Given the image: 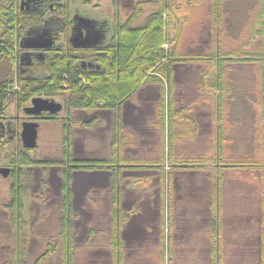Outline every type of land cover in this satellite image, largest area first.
<instances>
[{"label": "trees", "instance_id": "obj_1", "mask_svg": "<svg viewBox=\"0 0 264 264\" xmlns=\"http://www.w3.org/2000/svg\"><path fill=\"white\" fill-rule=\"evenodd\" d=\"M150 1L152 0L137 2L132 14L124 22L118 19L117 16L113 19L114 27L110 38V53L100 56L102 58L99 61V69H83L79 62L80 58L73 53H50L43 63H38V68H33L36 75L32 78H25L17 74L15 67L20 58V52H22L20 47L27 39L39 38L42 41H49V37L45 35L49 20H42L43 17H46L49 9H46L42 14H38L40 15L39 18L32 19L20 12L19 0H0V115H5L10 100L27 102L33 96L49 97L59 95L62 92L61 86L63 84L66 85L69 92V98L64 99L67 110H108L118 115L121 106L133 97L142 85H159L160 99L156 126L159 129L162 141L164 142L166 139V159H171L172 144L178 140L190 137L187 133L188 129L190 130L189 123L176 115L178 110L173 96L175 91L173 65L202 64L203 67L199 71L203 79L201 86L204 85L206 89L217 92V94H211V100L213 107H215V115L218 118L223 114L224 108L222 106L229 95L228 65L251 62L252 58H249L244 53L245 45H243L242 41L232 49L223 48V36L226 34L224 33L225 14L222 6L225 0H210L208 15L213 40H211L208 51L198 55L181 54L178 51L184 21L178 25V29L172 38V45L168 46L166 50L163 49L164 45H166L165 42L170 40L171 32L168 29L170 16L182 7L180 0H153V2H159L157 8L153 9L141 23L136 24L141 14L142 5ZM193 1L195 0H186V3L190 5V9L199 8V6L192 3ZM113 2L116 4V0H113ZM35 3H37V0ZM68 17L69 13L67 11L65 19L67 20ZM30 23H33L36 27L29 29ZM262 25L264 26V23ZM21 55L22 60L26 58L22 53ZM236 55L241 56L236 57ZM262 55H264V50ZM2 64H5V66L2 67ZM250 64L255 65L254 62ZM15 86L21 89L18 95H16ZM116 129V139L120 140L117 143L118 149L125 141V138L122 136L123 129L120 126H117ZM216 129L218 134H220L218 135L220 138L217 139L214 146L217 151L211 157L215 159V161L212 159L213 165L215 168L217 166L224 168L240 167V164L234 165L233 163L236 161L230 160L231 158L225 156V153L220 156V151L222 150L223 152L221 146L225 143V141H222L224 128L218 125ZM62 145L64 164L67 165V169L63 172L62 177L61 217L57 236L60 242V264H74L69 176L71 166L69 164L75 163L74 168L82 170L111 169V172L115 165L107 161H74L70 155L69 135H63ZM164 156L163 152L162 159H164ZM189 163L185 164L182 162L180 165L187 166ZM41 164L47 163L38 159L35 155V150L24 149L19 138L12 142L0 141V167L10 168V180L12 181L9 189L10 201L7 206L10 210L9 219L12 225V231L9 236L11 249L10 259L4 264H28L27 245L29 236L25 221L21 217L22 189L19 181L22 174L18 171ZM218 181L217 178L215 180L217 184H214L217 189L213 199L216 200L214 202L212 200L211 215L212 219L214 218L210 222L212 230H216L219 227L218 218L216 219L218 212L215 209L218 208L216 205L220 187V182ZM168 191L171 193L170 187H168ZM110 194L112 207L117 206L119 189L116 184H112ZM171 210V203L169 202L167 203V221L169 223L172 222L169 217ZM112 214L108 245L113 249L115 248L116 251L112 253L111 263L124 264V250L120 236L123 220L119 208L114 210ZM170 230L171 226L168 225V231ZM160 242L161 249L158 253L160 262L163 263L167 256V264H172L171 236L165 235L164 238V235H162ZM53 250L54 246L48 244L47 249L35 260L34 264L43 261Z\"/></svg>", "mask_w": 264, "mask_h": 264}, {"label": "rangeland", "instance_id": "obj_2", "mask_svg": "<svg viewBox=\"0 0 264 264\" xmlns=\"http://www.w3.org/2000/svg\"><path fill=\"white\" fill-rule=\"evenodd\" d=\"M90 1L92 2L91 7L95 9V11H90V16L92 17H100L102 14H104L103 12H99L96 6L99 8L101 7V9L104 10L107 9V12L106 10L105 12L110 15V17L116 10V8H114V2L112 0ZM135 1L136 0H134V2ZM180 1L182 7L179 8L175 14L170 16V24L168 26V29L171 32L170 40L165 42L166 45H164L163 49L166 50L168 46L172 45L173 35L178 29V25L180 24V22L184 21L181 30V38L179 41L178 51L181 54H204L208 51L211 40H213L210 31V18L208 15L210 0L193 1L192 3L199 6V8L197 7L196 9H190V5L186 3V0ZM254 1L255 0H242L241 4L237 6V0H225L222 6L223 12L225 14L224 33L226 34L223 36V48L232 49L242 41L243 45H245L243 49L244 53H246L249 58L255 59L251 61L254 62L255 65L250 64L251 62L228 65V68L232 72L228 73L227 77L230 82V91L228 97L229 103H227L226 107L223 109V114L221 115V118H223V122L229 120V118L233 119L234 117L235 102L239 99L237 90H241L242 92H244V95L251 96V87L249 84L250 78H241L246 81V86L236 87L235 82L240 77L238 78V73L235 72L250 71L255 68L260 70L264 69V55L260 56V61H257V59L254 57L257 53L264 50V39L262 38L263 35H258V29L261 26L257 25L256 23L253 24V13L252 17H250V12L252 10L256 11V9L252 7ZM158 4L159 2H153L152 0L145 5H142L141 14L136 24L141 23L145 19V17L153 11V9L157 8ZM257 6H259V3L257 4ZM96 10L98 11V13H95L97 12ZM120 17L122 16L120 15ZM259 19L262 20V17L259 16ZM259 32L261 31L259 30ZM237 56L241 55H236V57ZM4 66L5 64H2V67ZM202 67V64L199 63L173 65V82L175 89V91L173 92V96L175 98L176 107H179L182 110H188L186 108L189 107L191 108L190 110L195 109L193 108L194 106L202 105V102L204 101L205 107H208L210 105L213 122L212 133L214 134L215 127L219 123V121L216 119L217 117L215 115V107H213L211 100V93L214 92L207 90L204 85L201 86L203 84V79L199 71ZM154 95L155 97H149ZM159 98L160 97L158 96L157 92L156 94H150V92H147V94L136 93L129 100H131V102L137 103L139 106H143L147 102L157 101L156 103H159ZM245 108L246 109H240L238 112L249 114L250 109L247 107ZM129 110L126 109L125 112H127V114H124V108L122 112L121 106L118 115L115 114L113 119V131L115 132V134L117 132V126H120L124 131L122 133V136H124L125 138V144L123 147H127L128 145H130L138 149L139 146L138 156L147 160H151L153 158H156V155L158 154V151L162 146V151H165L164 163L170 165L171 160L166 159V139L164 140V142L162 141L161 134L158 127L156 126L157 115L154 119L151 118L150 116L152 109L150 108H143L140 112L139 110H134V112H132L130 108ZM14 111V100H10L8 102L6 112L12 114L14 113ZM156 112L158 114V108H156ZM193 114H195V112ZM123 117H126L127 119L123 120ZM249 119L250 118L247 117L246 120L249 121ZM96 123L97 125L93 124L92 129H90V126L88 124H86L87 126L85 124L81 125V123L77 122L74 124V126L76 125V128L78 127L80 129H90V133L86 134L85 137L86 144L89 143L86 150L87 152L85 154L83 153V155H85V157L89 159L94 157H101L106 154V152L108 151V144L112 133L111 124L108 121L107 117H98L95 124ZM242 130L246 133L237 134L236 136L229 135L230 137H232V140H227L221 147L226 153L225 156L230 155V160L236 161L235 163H233L234 165H241L240 167L234 168H236L237 170H242L241 172L244 175H250L251 166H253L254 164L253 162L264 163V158L252 157V150L260 148V141L251 140L250 134L248 133L249 125L245 126V128H241V131ZM57 134L58 135L52 137H44L40 134L37 137V151L35 152V155L38 158H40L41 160H46V158H52V156H55L58 160L61 159L63 153V135L59 132V130ZM145 140L148 143L146 144V146L144 143ZM118 142H120L119 139L116 140V143ZM212 143L214 146V143H216V141L212 140ZM212 159L213 158H211V161ZM213 161H215V159H213ZM139 163V161L131 162V164L133 165H148L145 163ZM197 163L198 161L196 160L193 165H196ZM199 163L202 162L199 161ZM122 164H120V170L123 169ZM234 168H232L231 170H234ZM45 171L43 174H40L38 179H35L34 174L30 173L28 179H26L28 180V188L21 196L23 206L22 218L25 221L29 236L27 245L28 264H34L35 260L47 249L48 244L54 246V250L51 254H49V256H47L38 264H60L61 259L60 242L57 236L59 232V219L61 217L60 196L59 194L55 193L52 188H50L51 185L47 183L48 169ZM72 175L71 187L75 188L74 203L73 206H71L74 264H112V253L116 251V249H113L108 245L111 216L113 215L112 212L119 208L120 215L123 220L125 219L124 215L126 216L125 210H123L121 204L111 207L112 205L110 204V187L103 186L104 184L101 179L90 177L89 175H85L79 171ZM61 176L63 177V172L61 171V169H57L56 177L61 180ZM244 182L250 183L249 179H246V177H244L243 179V183ZM230 183L231 182H228V184ZM198 184H201V182H198ZM10 185L11 180L9 178L0 181V264L8 262V260L10 259L11 243L9 240V236L12 231V225L9 219L10 210L7 207L10 201ZM230 186L236 185L230 184ZM230 186H228V189ZM187 190L188 189L184 188L183 191L186 192ZM172 191L170 189L171 195L168 192V195L166 194L164 198L162 206L163 214L161 216V231L162 235H164V238L165 235H170L172 240L174 239L173 241L176 240L178 243H181L182 240L178 236L179 234H175V236L173 237L174 233H182L184 229H189L190 231L203 229L205 230L209 228V226L207 220L202 219V216H204L205 213L204 211H202L203 202L201 198H198V196H195L194 198H186V196L184 195L181 203H178L174 201L175 197L173 196L174 193ZM79 192L86 193V199L82 200V198H80V196L78 195ZM97 194L99 198L97 197ZM169 202H171L172 209L169 213V217L172 221L171 223L167 221V203ZM184 205L188 209V212H186V214L181 211V209L183 210L185 208ZM150 213L151 212L149 211L147 217ZM246 218L239 223L232 224L236 225L237 228L260 227L259 221H251L250 218ZM148 220L149 221L147 222V224L149 223L151 230H149V237H145L143 239L144 249H146L147 252H138L139 246L131 243L133 240H130L129 243L128 238H125L127 240H125V242L123 243V253L125 259L124 264H167V256L165 257L163 263H161L160 259L158 258V243L160 242V240L158 239V234L154 235L155 223H150V218H148ZM125 223L127 222H124L123 220L121 229L123 226H125ZM222 223V227L231 226V223L227 221L220 222V225ZM168 225L171 226V232L168 231ZM128 233L129 236H137V233H135L134 229L128 231ZM227 255L230 256L231 254ZM204 257H206V254L203 253L175 252L173 253L171 262L172 264H202ZM239 257L241 261L243 260L250 262L253 259L252 255L249 253L242 254V259L240 255Z\"/></svg>", "mask_w": 264, "mask_h": 264}, {"label": "crops", "instance_id": "obj_3", "mask_svg": "<svg viewBox=\"0 0 264 264\" xmlns=\"http://www.w3.org/2000/svg\"><path fill=\"white\" fill-rule=\"evenodd\" d=\"M241 1L242 0H237V6L241 4ZM258 3L259 6H257ZM252 7L256 9L257 12L252 10L250 12V17H252L253 13L252 22L253 24L256 23L261 26L258 29V35H263L262 38L264 39V26L262 25L264 23V0H255ZM259 16L262 17V20L259 19ZM259 30L261 32H259ZM262 54L263 51L254 56L257 61H259ZM252 60L255 59L253 58ZM231 72L232 71L229 69L228 73ZM235 73H238V78L240 77L235 82L236 87L246 86V81L241 78H250L251 96L244 95V92L237 90L239 99L235 102L233 119L229 118V120L223 122V118H216L219 121L217 125L224 128L222 141L226 142L227 140H232V137L229 135L236 136L237 134L246 133L243 130L241 131V128H245V126L249 125L248 133L250 134L251 140L260 141L261 144L259 149L252 150V157L264 158V69L260 70L255 68L250 71H238ZM229 84L230 82L228 81V88H230ZM207 90L212 91L211 89ZM147 92H150V94H156L157 92L160 97L159 85H143L138 89L137 94H147ZM214 93L217 94V92ZM149 97H155V95ZM156 102L157 101L147 102L143 106H139L137 103L128 100L122 105V112L123 108L124 114H127L125 110H129V108L132 112H134V110H139L140 112L143 108H150L152 109L150 117L154 119L157 115L156 108H158L159 104ZM204 102H202V105L194 106L193 108L195 109H192L194 111L190 110V107L186 108L188 110H182L177 107V117L185 119L190 125V130L188 129L187 132L190 137L188 139L178 140L172 144L170 165L164 163V159H162V146L156 158L151 160L138 156L139 146L138 149L130 145L123 147L125 142H123L121 147L116 151L117 139L113 131L115 113L110 111L108 114V121L111 124L112 133L108 144V151L104 156L94 157L89 160L111 162L115 167L112 168V172L111 169H102L91 172L82 171V173L97 179L103 178L105 180L103 186H109L110 192L112 184L118 186V204H121L123 210H125L126 216L124 215L125 219L123 220L127 222L120 231L123 248V243L127 240L125 238H128L129 243L130 240H133L131 243L139 246L138 252H147V250L144 249L143 239L149 237V230H151L149 223L147 224L149 221L148 218H150V223H155L154 235L158 234V239L160 240L162 236V206L165 195H168L169 192L167 189L170 187L171 191L173 190L172 192L174 193V201L178 203H181L184 195L186 198H194L195 196L201 198L203 202L202 211L205 213L202 219H206L209 226V228L205 230L190 231L189 229H184L182 233H174L173 237L175 234H179L178 236L181 238L182 242L178 243L176 240H172L171 251L173 253L186 252L206 254L202 264H264V163L253 162L254 164L251 166L250 175H244L241 172L242 170H237L236 168H234V170L221 166L215 168L212 164L211 157L217 150L214 149L215 145L213 146L212 140L217 141V139L220 138V136H218L220 134L217 132L216 123L215 133H212L213 122L211 106L205 107ZM227 103H229L228 98L222 107L225 108ZM245 107L250 109L249 114L238 112L240 109H246ZM194 112L195 114H193ZM247 117L250 118L249 121L246 120ZM125 119L127 118L123 117V120ZM94 125H97V123ZM81 141V147L86 151L89 143L86 144L85 138ZM144 143L145 146L148 144L146 140ZM222 153H225L224 150L223 152L222 150L220 151V156ZM87 159L82 158L80 160L86 161ZM196 160L198 163L193 165ZM135 161L148 165L131 164V162ZM199 161L202 163H199ZM182 162L185 164L187 162L190 163L184 166L180 165ZM120 164H122L123 167L121 170L120 167H117L120 166ZM244 177L249 179L250 183H243ZM217 178L219 180L218 182H220V187L218 200L216 201L217 204L215 202L218 208L215 209L218 212L216 219L218 218L219 227L216 230H212L210 222L214 218L212 219L211 209L212 200L213 202L216 200L213 199V197L217 189L216 186H214V184H217V182H215ZM198 182H201V184H198ZM228 182L236 186H230ZM228 186H230L229 189ZM184 188L188 190L185 192L183 191ZM97 197L99 198L98 194ZM80 198H82V200L86 199V193L82 192ZM110 204L112 205L111 194ZM149 211L151 213L147 217ZM181 211L186 214L188 209L185 207L183 210L181 209ZM245 218H250L251 221H259L260 227L237 228L236 225L232 224L239 223L245 220ZM222 221L231 223V226L222 227L223 223L220 225ZM132 229L135 230L137 236H129L128 231ZM158 244L160 246H158L160 251L161 242ZM246 253L252 255L253 259L250 262L240 260L239 255L242 259V254ZM227 254L231 255L228 256Z\"/></svg>", "mask_w": 264, "mask_h": 264}, {"label": "flooded vegetation", "instance_id": "obj_4", "mask_svg": "<svg viewBox=\"0 0 264 264\" xmlns=\"http://www.w3.org/2000/svg\"><path fill=\"white\" fill-rule=\"evenodd\" d=\"M35 1L36 0H19L20 12L28 18L35 19L39 18L40 15L38 14H42L46 9H49V12L46 13V17H43L42 19L43 21L49 20V26H46L47 32L45 33V35L49 37V41H42L37 38L34 39L33 42L28 44L23 42L21 45L20 48L22 52H20V58L15 67L17 74L21 77L24 76L25 78L34 77L36 74L34 73L35 69L33 68H38V63H43L50 53H73L80 58L79 62L83 69H99V61L102 58H100V56H103V54L105 56L110 53V38L114 27L113 19L117 16L121 21H126L132 14L137 2L144 0H136L135 2L134 0H116V4H114V8H116V10L112 13L113 15L111 17L106 13L107 9H105V12L104 9L97 6L96 8H98L99 12H103L104 14L100 17L90 16V11H95V9L91 7L92 2L90 0H37V3H35ZM67 11L69 13V17L66 20L65 16ZM95 13H98V11ZM119 14L122 17H120ZM34 27L36 26H34L33 23H30L29 29ZM46 43H49V45L34 47L36 45H44ZM21 53L26 56L23 60L21 59ZM15 89L16 95H18L21 89L19 87L17 88V86H15ZM61 89L62 92L59 95H52L49 97L33 96L29 98L27 102L14 101V113L10 114L9 112H5V115H0V141L12 142L18 138L20 139L21 125L25 122H34L38 124V136L41 134L44 137H52L58 135V130L62 135H69L71 158L74 161H81L80 159L82 158L87 159L85 155H83V153L85 154L87 151L82 149L81 140L86 137V134L90 133V129H92V126L95 124L98 117L104 116L108 118L110 111L77 109L67 110L64 99L69 98V92L65 84L61 86ZM33 98L53 100L61 106V110L54 114L48 112H41L38 115L28 114L26 110L31 107ZM76 122L81 123V125L88 124L90 129L83 127V129L78 127L76 128V125L74 126ZM36 148L37 146L33 149L35 152L37 151ZM38 159L47 164L27 167L18 171L22 174L19 181L22 194L28 188V180L26 179H28L30 173L34 174L35 179H38L40 174H43L44 171L48 169L47 183L52 186H50V188H52L55 193L61 196L62 176L61 180L58 179L56 177V171L57 169H61V171L64 172L67 169V165L64 164V154L62 153V157L59 160L55 156H52V158H46V160H41L40 158ZM86 161L90 162L92 160H89L88 158ZM69 166H71L69 176L71 206H73L75 188L71 187L72 174H75L78 171L82 173V171L91 172L94 170L74 168L75 163H71ZM8 169L10 170V168ZM10 174L11 170L9 176L7 177L9 179ZM7 178H3L0 175V181L6 180ZM101 180L103 184H105V180L103 178H101ZM81 193L82 192H79L78 195L80 196ZM22 211L23 209L21 210V217Z\"/></svg>", "mask_w": 264, "mask_h": 264}, {"label": "water", "instance_id": "obj_5", "mask_svg": "<svg viewBox=\"0 0 264 264\" xmlns=\"http://www.w3.org/2000/svg\"><path fill=\"white\" fill-rule=\"evenodd\" d=\"M34 39H27L24 41L25 44L33 42ZM49 45L46 43L44 45H36L34 47H43ZM33 47V46H32ZM61 110V106L54 102L53 100L45 98H33L31 107L27 108L28 114H40L41 112H48L51 114L57 113ZM37 128L38 124L34 122H25L21 125L20 131V141L24 149L32 150L37 146ZM10 170L5 167H0V175L3 178L9 176Z\"/></svg>", "mask_w": 264, "mask_h": 264}]
</instances>
